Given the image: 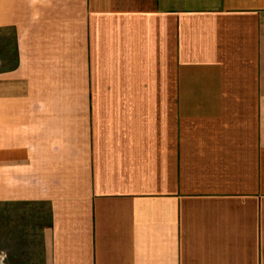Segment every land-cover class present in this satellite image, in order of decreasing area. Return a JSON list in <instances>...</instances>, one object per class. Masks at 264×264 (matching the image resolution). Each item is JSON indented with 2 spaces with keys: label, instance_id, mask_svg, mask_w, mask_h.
Instances as JSON below:
<instances>
[{
  "label": "crops",
  "instance_id": "crops-1",
  "mask_svg": "<svg viewBox=\"0 0 264 264\" xmlns=\"http://www.w3.org/2000/svg\"><path fill=\"white\" fill-rule=\"evenodd\" d=\"M31 264H264V0H0V207Z\"/></svg>",
  "mask_w": 264,
  "mask_h": 264
},
{
  "label": "rangeland",
  "instance_id": "rangeland-1",
  "mask_svg": "<svg viewBox=\"0 0 264 264\" xmlns=\"http://www.w3.org/2000/svg\"><path fill=\"white\" fill-rule=\"evenodd\" d=\"M40 229L32 208L16 204L0 207V264H31Z\"/></svg>",
  "mask_w": 264,
  "mask_h": 264
}]
</instances>
